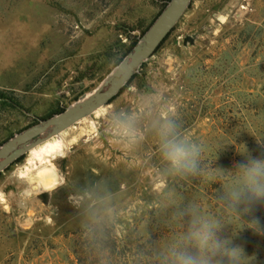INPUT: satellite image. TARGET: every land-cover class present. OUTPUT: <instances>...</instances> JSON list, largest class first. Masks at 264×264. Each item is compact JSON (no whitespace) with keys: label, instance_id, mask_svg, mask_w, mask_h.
<instances>
[{"label":"rangeland","instance_id":"obj_1","mask_svg":"<svg viewBox=\"0 0 264 264\" xmlns=\"http://www.w3.org/2000/svg\"><path fill=\"white\" fill-rule=\"evenodd\" d=\"M171 0H0V147L88 99ZM114 99L0 172V264H75L78 232L153 242L156 264L195 207L264 264V203L227 193L235 168L264 158V0H190ZM134 119L135 140L117 120ZM200 149L192 174L167 169L157 129ZM58 176L45 188L43 167ZM131 238V239H132ZM226 264V262H225Z\"/></svg>","mask_w":264,"mask_h":264},{"label":"clouds","instance_id":"obj_2","mask_svg":"<svg viewBox=\"0 0 264 264\" xmlns=\"http://www.w3.org/2000/svg\"><path fill=\"white\" fill-rule=\"evenodd\" d=\"M115 127L118 135L136 139L133 118L117 120ZM157 133L159 151L167 169L175 174L195 173L200 147L184 139L171 121L161 125ZM227 197L233 208L241 206L246 215H251L256 205L264 203V158L249 155L246 162L236 165L234 183ZM184 214L191 216L188 228L169 246L164 264H252L254 257L247 256L242 246L218 235L217 221L200 215L194 206L180 215ZM249 228L264 231L256 218L250 221Z\"/></svg>","mask_w":264,"mask_h":264},{"label":"water","instance_id":"obj_3","mask_svg":"<svg viewBox=\"0 0 264 264\" xmlns=\"http://www.w3.org/2000/svg\"><path fill=\"white\" fill-rule=\"evenodd\" d=\"M190 0H171L144 35V44L135 46L118 64L112 76L86 100L58 115L16 134L0 147V172L26 152L69 128L87 114L108 104L124 87L134 71L150 56L173 28Z\"/></svg>","mask_w":264,"mask_h":264},{"label":"trees","instance_id":"obj_4","mask_svg":"<svg viewBox=\"0 0 264 264\" xmlns=\"http://www.w3.org/2000/svg\"><path fill=\"white\" fill-rule=\"evenodd\" d=\"M131 238L117 241L110 236L99 238L89 228L80 230L74 247L75 264H156L153 242L142 237Z\"/></svg>","mask_w":264,"mask_h":264},{"label":"bare ground","instance_id":"obj_5","mask_svg":"<svg viewBox=\"0 0 264 264\" xmlns=\"http://www.w3.org/2000/svg\"><path fill=\"white\" fill-rule=\"evenodd\" d=\"M53 169L54 168L50 165H45V167H43V169H42L44 174H45V177H47L49 179L48 184L45 186V188L52 187L53 185H55V182L58 181V176L56 175V173Z\"/></svg>","mask_w":264,"mask_h":264}]
</instances>
